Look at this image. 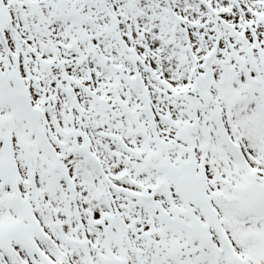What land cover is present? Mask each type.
I'll use <instances>...</instances> for the list:
<instances>
[{
    "label": "snow or ice",
    "instance_id": "snow-or-ice-1",
    "mask_svg": "<svg viewBox=\"0 0 264 264\" xmlns=\"http://www.w3.org/2000/svg\"><path fill=\"white\" fill-rule=\"evenodd\" d=\"M0 264H264V0H0Z\"/></svg>",
    "mask_w": 264,
    "mask_h": 264
}]
</instances>
